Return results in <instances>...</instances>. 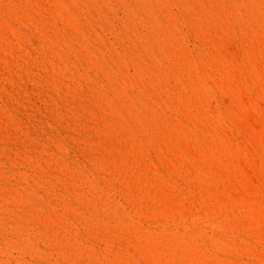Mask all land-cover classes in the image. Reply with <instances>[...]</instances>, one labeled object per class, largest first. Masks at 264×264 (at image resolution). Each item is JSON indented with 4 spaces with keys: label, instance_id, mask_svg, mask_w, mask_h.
<instances>
[{
    "label": "rangeland",
    "instance_id": "rangeland-1",
    "mask_svg": "<svg viewBox=\"0 0 264 264\" xmlns=\"http://www.w3.org/2000/svg\"><path fill=\"white\" fill-rule=\"evenodd\" d=\"M65 1L0 0V264H264V0Z\"/></svg>",
    "mask_w": 264,
    "mask_h": 264
},
{
    "label": "bare ground",
    "instance_id": "bare-ground-1",
    "mask_svg": "<svg viewBox=\"0 0 264 264\" xmlns=\"http://www.w3.org/2000/svg\"><path fill=\"white\" fill-rule=\"evenodd\" d=\"M71 1H75V0H67V1H65L62 5H61V8H60V6H58V7H55V8H53V9H51V11L54 13V15H57V14H63V13H71L70 11H69V9H68V7H67V4L69 3V2H71ZM77 2L79 3V1L77 0ZM14 4V3H13ZM70 4V3H69ZM16 6H19L20 5V1H19V3L17 2V4H15ZM35 9H38V8H35ZM41 10H40V13H42L43 12V10L42 9H44V8H40ZM60 11V12H59ZM74 12H75V8H74ZM45 16V15H44ZM76 16V13L74 14H70V17L71 18H69V19H67V20H62V22H69V24H72V23H76V22H79L80 20H81V18H79V17H75ZM85 17V14L83 15V18ZM27 20V18H26V16H25V14H23V22L24 23H26V24H28V21H26ZM32 25V24H31ZM68 26H70V25H68ZM26 28V27H25ZM15 33V32H14ZM5 36V35H4ZM20 37H22V33L20 34ZM55 38H57L55 41H52L51 43L55 46V47H60V45H62V42L63 41H67L68 40V37L66 36V35H64V34H61V35H57ZM2 45H0V53H1V49L3 50L2 51V53H3V59L2 60H0L1 61V63L3 64V65H5V66H7V65H9V62H7V60L9 59V61L10 60H12L13 59V56H10L9 57V55H11L9 52L11 51V47H10V44H9V42H8V39H7V37H3V40H2ZM40 44V46H42L43 48H45L46 46H47V44L45 43V42H41V43H39ZM73 49L76 51V53H78V49L77 48H75V47H73ZM237 51V50H236ZM231 53V52H230ZM234 53V52H233ZM228 54H229V52H228ZM231 55V54H230ZM237 55V54H236ZM24 56L25 57H28V58H30V59H35V57H33L32 56V54H30V53H24ZM233 56V55H232ZM235 56V55H234ZM242 58V57H241ZM23 59V58H22ZM231 59V58H230ZM219 60V59H218ZM63 61V60H62ZM242 63H243V61H242ZM227 68H229V70H228V73L231 71V72H233L234 70L236 71L237 69H238V66H237V64H236V61H232V60H230V61H228L227 62ZM245 65V64H244ZM59 66L60 65H58V64H54V69H56V68H59ZM19 69H20V71H24L25 70V68L24 67H19ZM241 72V71H240ZM235 73V72H234ZM243 73V72H242ZM236 75V74H235ZM218 77V76H217ZM238 77V76H237ZM237 77L235 78V84L234 85H232L230 82H229V80L230 79H234L233 77H231L230 79H227V81H226V83H225V85L227 86L226 87V94L224 95L225 96V98H227V99H230L231 101L229 102V105L227 106V108H230V107H232V106H234V104H235V102H236V104H235V106H237L238 108H239V111H243L244 109H245V107H246V105H245V103L243 102L244 100H242L241 98H240V91H239V89L238 88H240L241 90L243 89V90H249L250 91V89H248V87H245V84L244 83H240L239 82V79H237ZM250 78H253V74H251V77ZM220 80V79H219ZM231 81V80H230ZM241 81V80H240ZM249 102L251 101V100H248ZM226 103V102H225ZM249 104V106H254V107H257V108H259L260 109V107L259 106H257V105H253V104H251V103H248ZM226 107V106H225ZM250 108V107H249ZM253 108V107H252ZM255 109V108H254ZM246 111V110H245ZM233 112V111H232ZM241 114V113H240ZM255 115V114H254ZM256 116V115H255ZM258 116V115H257ZM256 116V117H257ZM253 116H251V118H252ZM243 121H245V122H247V120L245 119V117H240ZM258 118H259V116H258ZM237 119H239L238 117H237ZM251 120V119H250ZM239 121V120H238ZM251 121H254V120H251ZM260 121V118L257 120V122H259ZM249 124V123H248ZM254 125V124H253ZM258 125H259V123H258ZM248 129H249V127H248ZM249 131H250V129H249ZM259 133V132H258ZM252 134V133H251ZM260 134V133H259ZM255 142H257V139L255 140ZM256 146H257V143H256ZM258 156V155H257ZM235 174H236V172H235ZM153 175H154V173H153ZM149 195H145V198H147V200H149V197H148ZM97 201H100V200H97ZM107 201L106 200H102V203H106ZM105 207H106V209L108 210V211H111V209H112V205H106L105 204Z\"/></svg>",
    "mask_w": 264,
    "mask_h": 264
}]
</instances>
